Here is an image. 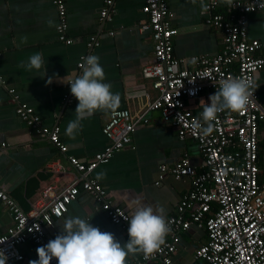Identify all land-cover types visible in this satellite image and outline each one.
I'll list each match as a JSON object with an SVG mask.
<instances>
[{
	"label": "crops",
	"instance_id": "1",
	"mask_svg": "<svg viewBox=\"0 0 264 264\" xmlns=\"http://www.w3.org/2000/svg\"><path fill=\"white\" fill-rule=\"evenodd\" d=\"M104 1L64 0V36L71 40L67 44L59 39L58 13L52 0H0V188L23 211L41 196L45 187L66 184L71 175L68 156L86 162L107 145L101 129L109 117L108 111H96L81 121V129L74 137L66 135L67 125L75 118L78 105L75 97L68 98L69 81L82 73L77 64L83 57H99L105 73L104 83L111 84V90L120 94L119 109L137 113L155 97L148 80L140 75L141 67L153 58L150 33L140 29L147 21L141 12L143 0H114L106 20L100 17ZM166 1L172 15L171 25L178 31L173 37V55L184 60L192 56L211 58L216 55L222 47V34L204 23V0ZM217 1L222 8L230 1L248 0ZM247 34L250 40L264 43V9L247 16ZM34 53L43 54L45 64L39 71L23 66ZM260 54L264 55V50ZM48 78H52L51 84H47ZM254 81L259 100H264V70L255 74ZM9 89L17 95L19 103L34 110L44 126L59 127L60 140L67 147L65 154L39 138L34 129L17 117ZM209 93L205 89L187 102L194 114L203 110L201 101L209 103ZM258 142L262 182L264 120L259 125ZM182 157L187 158L196 174L204 172L198 145L191 139H179L176 129L163 122L157 111H152L147 115V122L136 126L131 144L115 152L107 163L97 166L90 177L101 185L105 199L122 208L129 218V201L140 198L145 205L164 207L167 219L191 189L192 178L175 179L165 173L159 180L160 168L169 169ZM99 173H105L101 180L96 179ZM73 215L87 219L102 232L112 233L122 245L128 240L127 233L111 224L99 204L84 191L68 205L61 218L53 221L47 233L58 235L63 219ZM11 225V215L0 202V236L6 234ZM207 241L205 231L194 226L181 233L172 264H200L193 260V253ZM36 249L32 243H25L22 246L24 259L11 264H29L38 259ZM140 254H129L125 264Z\"/></svg>",
	"mask_w": 264,
	"mask_h": 264
},
{
	"label": "built area",
	"instance_id": "2",
	"mask_svg": "<svg viewBox=\"0 0 264 264\" xmlns=\"http://www.w3.org/2000/svg\"><path fill=\"white\" fill-rule=\"evenodd\" d=\"M52 2L58 13L59 39L69 44L71 40L64 36L65 2ZM113 2L104 1L101 19H109ZM263 9L264 0L230 1L222 8L217 0H204V23L221 32L222 47L211 58L192 56L184 60L173 55V37L178 31L171 25L167 1L143 0L141 12L147 21L140 29L150 33L153 58L141 67L140 75L148 80L155 97L137 113L128 109L117 110L126 114L123 116L110 113L101 129L107 140L104 150L86 162L68 156L71 175L66 184L45 187L27 211L0 188V202L8 209L12 220L6 234L0 236V251L7 257L6 264L24 259L22 246L25 243L30 242L38 248L54 239L56 235L48 234L46 229L66 213L80 191L91 195L110 223L128 235L129 216L105 199L103 188L90 175L115 152L131 144L136 126L147 122V115L152 111H157L163 122L176 129L179 139H191L198 145L204 172L196 174L186 157L169 169L161 166L159 180L165 173L175 179L187 176L192 178L191 189L166 219L171 230L165 243L147 259L141 253L129 264H172L181 233L193 226L204 230L208 240L193 253L197 263L264 264V181L260 182L258 167V132L264 120V100H259L255 88L251 89L254 94L246 109L239 113L218 114L214 131L208 136L191 128L192 121L203 110L194 114L187 106L188 101L197 98L205 89L209 90V97L213 95L219 89V81L228 77L248 78L255 83V74L264 70V55L260 54L264 43L248 38L247 16ZM82 63L81 59L78 68L82 69ZM1 84L0 81V87ZM8 93L17 117L34 129L39 138L65 154L67 147L60 140L59 127L44 126L31 107L17 101L12 89ZM72 97L70 93L69 100ZM50 264L58 262L53 259Z\"/></svg>",
	"mask_w": 264,
	"mask_h": 264
},
{
	"label": "clouds",
	"instance_id": "3",
	"mask_svg": "<svg viewBox=\"0 0 264 264\" xmlns=\"http://www.w3.org/2000/svg\"><path fill=\"white\" fill-rule=\"evenodd\" d=\"M82 60V73L69 84L71 95L78 101L75 118L69 121L66 128L69 137H74L81 129V121L98 110L126 115L117 112L121 97L119 92L111 90V84L104 83L105 73L99 57L89 55ZM44 64L43 54L34 53L23 66L39 71ZM51 83L52 78H48L47 84ZM255 87V83L248 78L228 77L219 81V89L209 97L210 104L201 101L203 111L192 121L191 128L203 136L210 135L218 114L244 111L254 94L251 89ZM104 175L99 173L96 179L101 180ZM128 209V240L123 245L112 233L102 232L87 219L78 215L68 216L61 222L59 234L46 245L38 247V259L31 260L29 264H50L53 259L58 264H125L126 257L134 253H143L147 259L165 243L171 230L165 218L166 209L160 205H145L140 198L130 200ZM6 262L7 257L0 251V264Z\"/></svg>",
	"mask_w": 264,
	"mask_h": 264
}]
</instances>
